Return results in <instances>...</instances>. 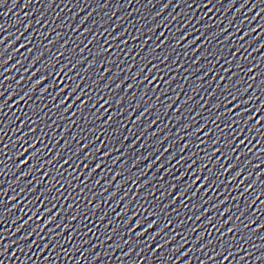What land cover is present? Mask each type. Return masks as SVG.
<instances>
[{"label": "water", "instance_id": "obj_1", "mask_svg": "<svg viewBox=\"0 0 264 264\" xmlns=\"http://www.w3.org/2000/svg\"><path fill=\"white\" fill-rule=\"evenodd\" d=\"M262 224L264 0H0V264H264Z\"/></svg>", "mask_w": 264, "mask_h": 264}, {"label": "snow or ice", "instance_id": "obj_2", "mask_svg": "<svg viewBox=\"0 0 264 264\" xmlns=\"http://www.w3.org/2000/svg\"><path fill=\"white\" fill-rule=\"evenodd\" d=\"M209 2H211V0H209ZM138 75H139V73H138ZM45 79H46V77H45ZM47 90V89H46ZM97 103H99V101H97ZM243 113H241V115H242ZM171 147V146H170ZM218 151H222V149H220V150H218ZM37 155V153H33L31 156H29L26 160H24L23 161V163H25V164H27L30 160H32L33 158H34V156H36ZM100 165L99 164H97L96 165V167H99ZM33 167H35V165H33ZM233 179H235V177H233ZM181 195H183V193L181 194ZM229 211H230V209H229ZM241 215H243V213H241ZM141 223H143V222H141ZM237 227H241V225H236V226H234L233 228H229L228 229V232H233V231H235V228H237ZM260 228H264V224H262V225H260ZM141 235H143V233H141Z\"/></svg>", "mask_w": 264, "mask_h": 264}]
</instances>
